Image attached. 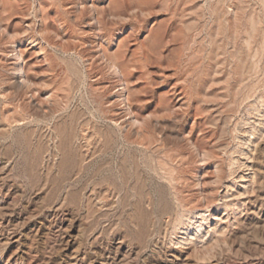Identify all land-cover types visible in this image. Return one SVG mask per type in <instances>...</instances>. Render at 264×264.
<instances>
[{
	"label": "rangeland",
	"instance_id": "1",
	"mask_svg": "<svg viewBox=\"0 0 264 264\" xmlns=\"http://www.w3.org/2000/svg\"><path fill=\"white\" fill-rule=\"evenodd\" d=\"M0 264H264V0H0Z\"/></svg>",
	"mask_w": 264,
	"mask_h": 264
},
{
	"label": "bare ground",
	"instance_id": "2",
	"mask_svg": "<svg viewBox=\"0 0 264 264\" xmlns=\"http://www.w3.org/2000/svg\"><path fill=\"white\" fill-rule=\"evenodd\" d=\"M23 51V50H22ZM26 52V51H25ZM23 55H25V54H23ZM116 60H117V57L115 58ZM122 61H125V60H122ZM118 63V62H117ZM119 64H121V62L119 63ZM124 64V63H123ZM118 65V64H117ZM115 66V65H114ZM120 66V65H119ZM115 67H117V66H115ZM126 67L127 66H125V69H126ZM118 70H119V68H117ZM123 71V70H122ZM121 73V72H120ZM122 74V73H121ZM183 101V100H182ZM181 101V102H182ZM137 119V118H136ZM198 149V148H197ZM200 149V148H199ZM201 151V150H200ZM205 152V151H204ZM172 153H174V152H172ZM172 155V154H171ZM170 155V156H171ZM171 157H174L173 155L171 156ZM186 157V156H185ZM175 158V157H174ZM182 158V157H181ZM181 158H179V159H181ZM178 159V158H177ZM173 160V159H172ZM174 160H176V159H174ZM185 163V162H184ZM193 182H195V181H193ZM200 182V181H199ZM195 185H198V184H195ZM214 198V197H213ZM214 200V199H213Z\"/></svg>",
	"mask_w": 264,
	"mask_h": 264
}]
</instances>
